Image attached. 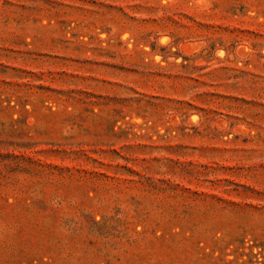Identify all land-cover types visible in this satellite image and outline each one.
<instances>
[{
	"label": "rangeland",
	"instance_id": "1",
	"mask_svg": "<svg viewBox=\"0 0 264 264\" xmlns=\"http://www.w3.org/2000/svg\"><path fill=\"white\" fill-rule=\"evenodd\" d=\"M0 264H264V0H0Z\"/></svg>",
	"mask_w": 264,
	"mask_h": 264
},
{
	"label": "water",
	"instance_id": "2",
	"mask_svg": "<svg viewBox=\"0 0 264 264\" xmlns=\"http://www.w3.org/2000/svg\"><path fill=\"white\" fill-rule=\"evenodd\" d=\"M240 52H242V50H240Z\"/></svg>",
	"mask_w": 264,
	"mask_h": 264
}]
</instances>
